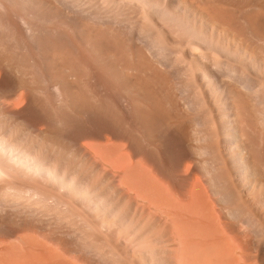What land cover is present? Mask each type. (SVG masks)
Listing matches in <instances>:
<instances>
[{"label": "bare ground", "instance_id": "1", "mask_svg": "<svg viewBox=\"0 0 264 264\" xmlns=\"http://www.w3.org/2000/svg\"><path fill=\"white\" fill-rule=\"evenodd\" d=\"M0 264H264V0H0Z\"/></svg>", "mask_w": 264, "mask_h": 264}]
</instances>
